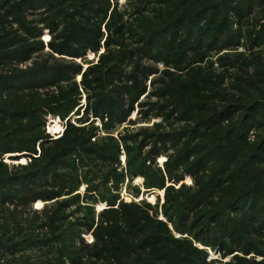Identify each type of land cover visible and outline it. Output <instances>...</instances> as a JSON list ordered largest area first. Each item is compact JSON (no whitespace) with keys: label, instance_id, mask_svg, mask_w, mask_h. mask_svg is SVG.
<instances>
[{"label":"trees","instance_id":"1","mask_svg":"<svg viewBox=\"0 0 264 264\" xmlns=\"http://www.w3.org/2000/svg\"><path fill=\"white\" fill-rule=\"evenodd\" d=\"M111 1L0 0V205L5 203L6 188L14 181H20L18 179L21 177L11 172L4 162L5 155L20 154L10 156V159L26 158L32 161V165L46 163L49 166L55 158L66 157L65 153L59 154L60 150L46 153L44 146L40 150L41 159L34 157L38 155L37 143L45 136L29 140L26 135L42 127L41 121L46 115L58 113L65 120L73 108L80 107L82 95H86L87 104L80 107L84 116L78 121L84 127H76L69 122L64 132L65 138L55 143L57 149L64 146L62 143L73 146L68 137L84 133L87 126L94 125L93 119L100 121L106 130L109 126L118 127L128 122L135 106L141 105L139 101L147 93V80L157 73L156 69L143 64L142 58H138L139 53L146 54L156 63H164L167 68L172 66L176 71L189 68L193 61L186 53L193 49L185 48L183 44L194 38L191 27L196 21L201 23L198 30L212 37L209 51L215 47L216 41L221 40L220 50L223 51L232 45L254 51L260 41L264 42V0H164L151 14L139 13L134 27L126 19L128 10L120 12L118 6L111 5ZM138 2L141 3L140 0ZM140 5L133 9L139 10ZM45 31L50 36L48 40L45 39ZM197 47L201 49L203 44L199 42ZM176 49L182 51L183 57L180 56L172 64L170 60L177 55ZM90 54L97 61L89 60ZM205 61L206 56L199 55L198 62ZM183 65L187 67L180 69ZM254 76L256 79L252 81L235 76L232 85L238 87L243 83V93L255 90L262 95L264 66ZM78 77L80 82L77 81ZM206 81L213 89L220 91L226 84L227 76L219 77L216 82ZM59 82L70 84L66 94L59 89L57 95L42 99L38 90L56 86ZM172 87L176 89V94L164 90V95L159 98L176 95L179 97L178 103H192L193 107L201 103L204 89L193 81L174 85L171 79L167 88ZM263 101L264 98H260L249 104L237 105L248 118L246 113ZM250 120L253 122L254 118ZM218 126L213 122L207 128L216 130ZM260 127L264 129V122ZM238 133L224 135L214 144L212 151L217 157L219 177L228 176L222 180L218 178L214 185L213 178L208 185L201 184L200 192H192L185 185L178 189L183 178L175 180L171 174L148 167L152 161L144 155V143L141 141V137L145 139L148 136L147 133L121 135L118 143L112 146L111 155L116 152L115 155L119 156L121 151H125L129 177H144L147 189L163 191V205L108 201V208L88 228L92 242L83 243L70 264H214L207 261L205 251L197 245L206 246L197 236L194 216L200 207L193 205L194 200L204 199L199 202L203 206L219 198L226 210L244 204L249 209L260 207L264 210L262 175L257 178L245 176L250 169L247 165L239 168L238 176L232 170L237 165L236 161L245 159L241 156L243 150L240 145L244 140ZM262 142V158L258 160L264 166V138ZM106 152L101 151V154ZM258 157L257 150L251 159ZM202 187L205 188L202 190ZM24 188L33 196L31 188ZM73 192L61 187L47 193L43 200H59L70 197ZM21 199L28 201L23 197ZM220 206L211 210L210 217L223 213V208H218ZM85 207L91 215H95L93 202H87ZM161 215L164 220L160 219ZM58 220L54 216L50 221L55 242L61 240L57 236L60 233L56 226ZM9 230L0 226V237L15 241L14 231ZM15 231L19 232L18 229ZM12 247L8 246L7 250L12 251ZM250 248L245 251L246 255L253 251L259 254L255 245H250ZM55 252L60 255L62 249L53 248L51 253ZM64 255L55 257L56 263L62 264ZM261 255L264 257V254ZM2 257L1 254L0 261ZM233 261L236 264H264V260L244 258Z\"/></svg>","mask_w":264,"mask_h":264},{"label":"rangeland","instance_id":"2","mask_svg":"<svg viewBox=\"0 0 264 264\" xmlns=\"http://www.w3.org/2000/svg\"><path fill=\"white\" fill-rule=\"evenodd\" d=\"M140 1L141 3L138 0H112L111 5L118 6L122 13L127 9L126 19H129L128 23L134 27L136 20L139 19V13L151 14L164 0ZM139 4H141L139 10L133 9ZM200 24L197 21L194 23L191 27L194 38L183 44L185 48L193 49L186 53L193 64L189 68H186V65L180 66V69L186 68L183 71H176L172 66L167 68L162 62L156 63L148 59L146 54H138L143 64L156 69L157 73L152 74L147 80V93L139 101L141 105L135 106V111L131 113L127 123L118 127L109 126L106 130L100 121L93 119L94 125L87 126L84 133L68 137L73 146L62 143L64 146L57 149L55 143L65 138L64 132L69 122L76 127H84L78 122L84 116L80 107L87 104L86 95L83 94L80 107L73 108L65 120L59 117L58 113L46 115L41 121L42 127L26 135L29 140H34L36 136H45L37 143L38 155L34 156L36 159H41L42 146L46 153L60 150L59 154L65 153L66 157L55 158L49 166L46 163L32 165V161L21 157L19 160L10 159V156H21L20 154L4 156V162L8 164L11 172L21 177L18 179L20 181H14L6 188L5 203L0 205V226L10 229L9 231L13 230L15 234L13 239H16L8 241L7 238L0 237V255L3 256L0 264H58L54 258L64 253L65 257L61 263L70 264L83 243L92 242L88 228L93 221H98V215L108 208V201L128 204L149 203L162 207L165 199L163 191L147 189L144 177H129L125 151H121L119 156L115 155L116 152L111 155L113 152L111 148L118 143L121 135L147 133L148 136L145 139L141 137V141L144 143V155L152 161V164L148 163V167L163 174H171L175 180L183 178L184 181L178 184V189L185 185L188 189L191 188L192 192H200L201 184L208 185L213 178L214 185L218 178L222 180L228 176L219 177L217 157L212 151L214 144L224 135L238 133L240 130L238 134L244 140L240 143L243 150L241 156L245 159L236 161L237 165H234L232 170L238 176L239 168L247 165L250 169L246 171L245 176L257 178L262 175L261 178H264V166L260 165L258 160L262 158L263 150L264 129L260 125L264 122V101L246 113L248 118L237 105L249 104L264 98V93L261 95L255 90L243 93L241 88L243 83L238 87L232 85L235 76L245 77V80L250 81L256 79L254 75L257 70L264 66V42L260 41L259 47L254 51L233 45L223 51L220 50L221 40L216 41L215 47L209 51L208 45L212 37L198 30ZM49 37L45 31V39L48 40ZM199 42L203 44L201 49L197 47ZM176 50L177 55L170 60L172 64L179 60L180 56L183 57L182 51ZM203 54L206 61L200 63L198 57ZM89 60L97 61V58L90 54ZM221 76H227V81L220 91H216L206 80L216 82ZM171 79L174 85L193 81L203 88L202 104L193 107L192 103H178L179 97L176 95H165L160 99L159 97L164 95V90L176 94L174 87L167 88V85L171 84ZM77 81L80 82L79 77ZM69 87L70 84L59 82L56 86L40 89L38 92L42 99H50L58 94L59 89L64 90L66 94ZM149 94L150 96L146 98ZM253 118L254 121L250 122ZM213 122L219 124L218 129L207 128ZM99 149L107 152L101 154ZM257 150L259 157L252 160L251 157ZM246 161L248 163H245ZM45 170L48 172L45 173ZM147 172L151 175L150 170ZM234 173L232 175H235ZM22 186L31 188L30 190L34 191L33 196ZM61 187L74 190L73 195L55 201L43 200L47 193ZM203 188L205 187H202V190ZM187 192L188 190L185 194ZM21 197L28 201L24 202ZM200 201L203 202L204 199L194 200L193 205L200 207L194 219L197 236L206 246L197 245L205 251L208 262L236 264L233 261L235 258L264 260L261 255L264 254L263 208L249 209L244 204L226 210L219 198L208 201L203 206H200ZM87 202L89 204L93 202L95 215H91L86 209ZM216 206L223 208V213L210 217L213 212L211 210ZM54 216L59 218L56 226L60 229L58 239H61L56 242L51 235L50 226ZM160 219L164 220V217L161 215ZM13 228H17L19 232ZM250 245H255L258 255L255 251L249 255L245 254L248 248L251 249ZM8 246H14L11 248L12 251L7 250ZM53 248L62 249V253L52 254Z\"/></svg>","mask_w":264,"mask_h":264}]
</instances>
